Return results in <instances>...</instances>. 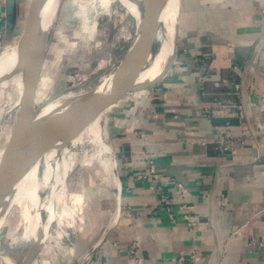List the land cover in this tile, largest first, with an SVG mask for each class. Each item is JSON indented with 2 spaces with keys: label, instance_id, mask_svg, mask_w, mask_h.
Returning <instances> with one entry per match:
<instances>
[{
  "label": "crops",
  "instance_id": "obj_1",
  "mask_svg": "<svg viewBox=\"0 0 264 264\" xmlns=\"http://www.w3.org/2000/svg\"><path fill=\"white\" fill-rule=\"evenodd\" d=\"M178 14L168 71L103 110L113 190L73 264H264V0Z\"/></svg>",
  "mask_w": 264,
  "mask_h": 264
},
{
  "label": "rangeland",
  "instance_id": "obj_2",
  "mask_svg": "<svg viewBox=\"0 0 264 264\" xmlns=\"http://www.w3.org/2000/svg\"><path fill=\"white\" fill-rule=\"evenodd\" d=\"M127 1L140 14L138 5L141 8L142 1L137 0L138 5L134 0ZM31 3L32 0H20V21L13 35L1 40L2 56L19 39ZM121 3V0H58L54 19L49 24L48 46L35 93L36 104L48 96H56L51 102L56 103L86 93L115 69L134 37L138 21ZM162 39L159 29L151 54L144 55L145 67L158 52ZM22 83L21 72L0 83V162L10 139ZM140 91L130 92L126 98ZM104 116L102 111V135L111 146L110 153L99 150L91 143L75 146L63 143L62 150L52 161L53 175L49 183L56 187L66 183L68 192L55 205L57 218L52 221L51 235L33 264H63L65 254L66 262L71 255L72 259L67 263L73 264L76 250L84 247L88 234L95 230L85 228L84 224L89 217H99L101 195L103 191L113 190L114 180L113 148ZM40 170L41 173L44 170L43 163ZM46 193L47 189L44 188L41 197L45 198ZM41 214L42 221L47 222L49 213L42 210ZM16 226L15 235H9V231ZM27 228L18 207L12 205L0 228V252L3 256H17L19 262L23 259L30 244L34 243ZM4 238L7 239L6 244L1 242Z\"/></svg>",
  "mask_w": 264,
  "mask_h": 264
},
{
  "label": "water",
  "instance_id": "obj_3",
  "mask_svg": "<svg viewBox=\"0 0 264 264\" xmlns=\"http://www.w3.org/2000/svg\"><path fill=\"white\" fill-rule=\"evenodd\" d=\"M5 1L4 39H7L12 35L18 21V3L17 0ZM134 1L138 5L137 0ZM141 1V8L138 5L140 17L134 37L115 69L104 76L95 88L82 94L75 104L66 108L65 114L57 109L40 117V111L56 99V96H48L40 103H35L36 87L48 46V31L42 30L40 18L45 0H32L27 22L14 47L17 57L15 67L10 72L0 75L1 83L15 73H23L22 89L16 102V115L10 139L0 162V215H8L11 208L8 209L7 199L11 196L14 184L30 163L32 155L50 138L64 136L95 114L102 112L120 96L155 84L171 67L176 53L177 35L174 38L172 55L159 74L152 79L138 81L139 74L145 67L144 55L151 54L157 32L162 27L160 15L167 0ZM108 82L110 85L106 88ZM42 239L43 236L37 243L30 244L19 264H32L44 245L45 240ZM1 242L6 244L7 239L4 238ZM1 257L0 254V260Z\"/></svg>",
  "mask_w": 264,
  "mask_h": 264
},
{
  "label": "bare ground",
  "instance_id": "obj_4",
  "mask_svg": "<svg viewBox=\"0 0 264 264\" xmlns=\"http://www.w3.org/2000/svg\"><path fill=\"white\" fill-rule=\"evenodd\" d=\"M121 1L127 6V9L131 15H133L138 20L140 14L129 4L127 0ZM178 3L180 6V0H167L166 4L164 5L160 15V22L162 24L160 29L163 36L162 43L150 64L140 72L138 77L139 82L146 79H152L157 74H159L167 59L172 55L174 38L176 35L178 36L179 30ZM56 6L57 0H45L43 4L40 18L41 28L45 32L48 31L49 24L54 19V11ZM16 44L17 42L10 50L3 52V56L0 54V75L10 72L15 67L17 57L14 47ZM21 74L23 75L22 72ZM109 85L110 83L108 82L105 87L108 88ZM99 90H101V88H99ZM82 94H84V92L74 95L63 102L51 103V101V104H47L40 111V117H44L53 110L57 109H60V111H63L65 114L66 108L70 107L72 104H75ZM101 116L102 112H99L89 118L82 125L64 134V136L50 138L43 145V147H41L32 155L30 163L14 184L11 196H8L7 199L9 201L8 209L9 207L11 208L12 205H16L18 207L21 216L25 219L28 225L27 229L29 233L32 234L34 244L40 240L41 236H43L42 240L45 241L49 238L51 235L50 228L52 221H55L57 218L55 205L58 203L60 197L65 198L67 196L66 193L68 191L66 183L60 185L59 187H56V185L53 186L51 183H49L50 178L53 175L52 161H54L56 155L60 152V150H62L63 143H68L71 146L91 143L98 146L99 150H104L108 153L111 152V146L103 139ZM41 163L44 165V170L42 173L40 170ZM81 169H83V167ZM44 188L47 189V193L45 198H42L40 193ZM42 210H45L49 213L47 222L45 223L42 221ZM8 211L9 210H7V212ZM5 216V214L0 215V226H2V221ZM17 227L18 226L15 228L12 227L13 229L9 231V235L14 236ZM16 257H5L2 255L0 263L19 264V261H17L18 259Z\"/></svg>",
  "mask_w": 264,
  "mask_h": 264
},
{
  "label": "built area",
  "instance_id": "obj_5",
  "mask_svg": "<svg viewBox=\"0 0 264 264\" xmlns=\"http://www.w3.org/2000/svg\"><path fill=\"white\" fill-rule=\"evenodd\" d=\"M2 36H3V31L0 29V43H1V40H2Z\"/></svg>",
  "mask_w": 264,
  "mask_h": 264
}]
</instances>
